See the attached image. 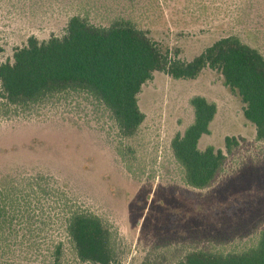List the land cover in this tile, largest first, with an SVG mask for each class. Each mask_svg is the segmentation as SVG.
Returning <instances> with one entry per match:
<instances>
[{"label": "rangeland", "instance_id": "1", "mask_svg": "<svg viewBox=\"0 0 264 264\" xmlns=\"http://www.w3.org/2000/svg\"><path fill=\"white\" fill-rule=\"evenodd\" d=\"M86 5L96 23L116 15L135 19L170 56L191 60L230 34L264 54V0H0V63L32 34L63 35L69 16ZM194 95L218 106L200 148L214 145L228 155L221 176L203 189L185 182L171 149L175 134L194 119ZM139 105L145 120L124 139L107 112L84 98L22 114L0 110V175L42 172L58 179L117 231L111 264H184L194 249L227 252L255 243L264 226V140L256 139L241 97L221 72L206 67L197 78L175 79L156 71ZM226 136L246 140L228 153ZM47 221L9 239L5 264H54L60 232ZM65 264L92 263L78 262L67 242Z\"/></svg>", "mask_w": 264, "mask_h": 264}, {"label": "trees", "instance_id": "2", "mask_svg": "<svg viewBox=\"0 0 264 264\" xmlns=\"http://www.w3.org/2000/svg\"><path fill=\"white\" fill-rule=\"evenodd\" d=\"M92 13L88 5L78 7L63 35L39 39L32 34L14 49L12 58L0 63L1 111L22 114L84 98L107 112L121 138H129L145 120L139 94L156 71L175 79H194L210 67L219 70L225 86L241 97L244 116L255 125L256 139L264 140V54L258 47L230 34L185 60L170 56L130 16L116 15L96 23ZM190 104L194 119L175 134L171 149L185 182L203 189L221 176L228 155L214 145L204 149L199 145L202 136L211 132L217 103L194 95ZM245 140L226 136L227 152ZM48 218L60 232L51 249L54 264H65L67 242L78 262L111 264L115 260L117 231L73 200L54 176L35 172L0 175V264H5L10 238L16 242L24 228L46 226ZM184 264H264V226L255 243L241 250L194 249L186 254Z\"/></svg>", "mask_w": 264, "mask_h": 264}]
</instances>
